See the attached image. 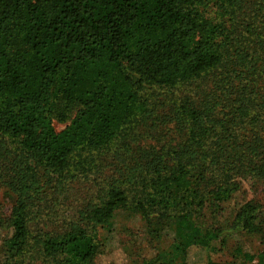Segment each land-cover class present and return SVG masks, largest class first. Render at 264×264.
<instances>
[{"label":"trees","instance_id":"trees-1","mask_svg":"<svg viewBox=\"0 0 264 264\" xmlns=\"http://www.w3.org/2000/svg\"><path fill=\"white\" fill-rule=\"evenodd\" d=\"M260 1L249 14L245 0H0V163L14 200L0 213L4 264H95L96 230L117 210L185 232L178 262L147 248L132 264H188L191 248H224L215 217L240 180L264 181ZM206 76L211 95L152 119L143 92ZM172 128L179 142L135 153L140 138ZM131 137L123 178L101 179L99 156L131 155ZM231 228L260 233L264 209L244 204Z\"/></svg>","mask_w":264,"mask_h":264},{"label":"rangeland","instance_id":"rangeland-1","mask_svg":"<svg viewBox=\"0 0 264 264\" xmlns=\"http://www.w3.org/2000/svg\"><path fill=\"white\" fill-rule=\"evenodd\" d=\"M245 1L247 12L253 14L257 0ZM260 3L263 5V11H261L259 16H263L264 26V0L260 1ZM206 12L208 15L213 14L211 10H206ZM212 81L213 77L206 76L191 89L180 87L171 92L156 89L143 92V96L149 100L150 106L153 109L152 119L155 121L164 119L165 116L173 112L174 107L180 103L179 101L186 97L195 100V104L198 105V101L200 100V97L197 96L198 94L204 95L207 93L211 95L212 91H210V88ZM75 113L76 110L73 109L68 119L64 122L54 119V130L56 132L62 131L69 124ZM141 134H144L143 127L138 129V134L136 135L139 136ZM153 136L148 140L140 138L134 146L135 153L139 150H147L150 146L160 149L163 145L171 146L179 142V135L175 133L173 128L170 130H160L158 134ZM131 139L132 137L128 144L131 155H125L123 149L117 152L103 153L99 156L98 163L102 167L101 179L123 178V176L118 175L117 169L132 161ZM3 172L4 168L0 163V213H2V217H7L14 200L13 196L7 192L4 186ZM239 182V191L234 194L229 203L223 206L224 212L222 215L215 217V221H218L221 226L223 224L225 226L226 245L220 251L217 249L202 251L197 248H191L188 252V264H206L208 260L217 264H258L257 258L260 255H264V228L260 233L251 235L231 228L237 209L244 204L249 203L264 209V181L247 177ZM75 188L77 187L75 186ZM83 196L84 191L82 190ZM80 197L79 199L82 200V197ZM71 212L72 210L66 211L62 209L60 215L71 218ZM181 229L179 222L176 220H161L155 217L144 219L136 213L117 210L105 227L96 230L99 255L95 259V264H132V260L141 257L147 248H155L157 252H160L167 258L171 257L175 262H178L180 256L177 248L183 243L185 238V232ZM5 232L4 229L0 230V264H4L5 252L7 250L3 244ZM246 257L252 259L248 260ZM23 264H28V261H24ZM261 264H264V262Z\"/></svg>","mask_w":264,"mask_h":264}]
</instances>
